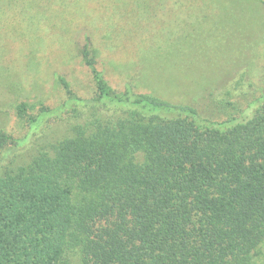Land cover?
<instances>
[{"label":"trees","instance_id":"16d2710c","mask_svg":"<svg viewBox=\"0 0 264 264\" xmlns=\"http://www.w3.org/2000/svg\"><path fill=\"white\" fill-rule=\"evenodd\" d=\"M84 30L79 64L94 95L76 96L57 75L63 107L85 119L49 152L0 175V264H72L73 256L78 264H258L264 86L246 100L239 76L188 103L128 84L117 91ZM16 110L22 118L33 105ZM10 141L0 127V151Z\"/></svg>","mask_w":264,"mask_h":264},{"label":"rangeland","instance_id":"374dc122","mask_svg":"<svg viewBox=\"0 0 264 264\" xmlns=\"http://www.w3.org/2000/svg\"><path fill=\"white\" fill-rule=\"evenodd\" d=\"M264 0H0V175L72 136L85 118L63 107L62 76L80 98L94 95L79 64L85 28L97 68L117 91L126 84L173 103L201 100L243 76L240 95L264 86ZM198 102V101H197ZM33 105L19 118L16 107ZM41 114L40 119L34 120ZM142 161V155H136ZM72 264L78 258L70 257ZM264 264V243L255 256Z\"/></svg>","mask_w":264,"mask_h":264}]
</instances>
